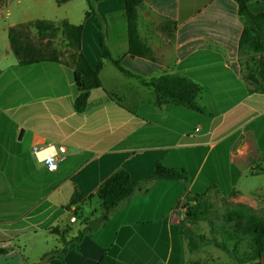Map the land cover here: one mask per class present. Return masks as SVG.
<instances>
[{
	"label": "crops",
	"instance_id": "0c3cea01",
	"mask_svg": "<svg viewBox=\"0 0 264 264\" xmlns=\"http://www.w3.org/2000/svg\"><path fill=\"white\" fill-rule=\"evenodd\" d=\"M89 3L93 10L86 15ZM246 5L252 13H264V0H246ZM62 20L82 25L81 51L98 68L101 87L90 90L86 109L76 112L73 67L67 58L16 67L23 82L0 106L9 119L7 127L0 122V264H36L48 253L57 255L47 264H97L105 253L125 264H237L213 246L190 251L183 234L190 227L185 197L194 185L199 191L211 188L210 199L215 191L256 209L263 204L239 188L246 175L221 165L228 156L236 166L249 165L247 174L264 175V166L251 162L260 157L257 153L264 154V143H257L255 151L251 136L237 154L238 134L223 131L217 120L218 112L237 104V96L252 101L262 95L236 82L242 74L238 42L243 29L237 1L142 0L137 28L153 52L152 61L129 55L126 17L117 0H5L0 3V63L11 51L10 27ZM114 60L139 78L125 75ZM9 73L5 70L0 78L9 79ZM164 74L196 83L197 102L206 113L172 102L158 105L141 79ZM250 105L245 104V111ZM52 145L66 152L57 170L48 172L41 161L47 151L33 153L32 147ZM221 146L204 172L207 152ZM158 163L191 175L188 180L147 181ZM121 168L138 182L136 193L59 258L60 235L71 241L85 223L101 215L95 197L67 209L73 191L87 197ZM221 184H228L227 193Z\"/></svg>",
	"mask_w": 264,
	"mask_h": 264
},
{
	"label": "trees",
	"instance_id": "16d2710c",
	"mask_svg": "<svg viewBox=\"0 0 264 264\" xmlns=\"http://www.w3.org/2000/svg\"><path fill=\"white\" fill-rule=\"evenodd\" d=\"M4 1L0 0V3ZM117 1L124 8L129 55L155 61L152 50L142 42L138 34V7L142 0ZM236 1L238 15L243 22L238 42L242 75L248 85V92L264 93V61L262 58L264 54V13L250 12L246 0ZM57 2L60 3V1ZM92 10L89 3L86 15ZM28 29H35L37 42L29 38ZM49 30L59 31L65 42L67 60L73 67V81L77 91L73 100V109L76 112H83L88 105L90 90L101 87V82L98 77V68H92L81 51V24H71L66 20L58 23L35 21L10 27L8 30L10 49L20 65L59 61L62 53L50 46L51 41L47 37ZM44 39L46 41L43 43ZM113 63L125 75L139 78L123 69L118 60H114ZM141 83L153 90L158 105L172 102L198 113H206L197 102L200 87L185 77L164 74L150 81L141 79ZM260 171L264 172V167L260 168ZM188 178L189 174L186 170L158 163L146 180L177 181L188 180ZM138 185V182L132 180L128 171L121 168L109 175L87 197L81 196L75 189L66 207L70 209L72 206H78L85 200L95 197L100 201V213L106 218L112 210L136 193ZM210 190L211 188L199 191L194 185L185 197V220L190 227L186 228L183 234L188 249L197 251L204 246H213L237 264H260V257L264 253V207L256 209L245 203L223 199L221 206L216 208L208 194ZM89 229L87 222L71 241H65L60 235L63 248L58 251L59 258L62 259L66 250L73 247ZM97 264L125 263L105 253ZM187 264H197V262L191 261Z\"/></svg>",
	"mask_w": 264,
	"mask_h": 264
},
{
	"label": "rangeland",
	"instance_id": "374dc122",
	"mask_svg": "<svg viewBox=\"0 0 264 264\" xmlns=\"http://www.w3.org/2000/svg\"><path fill=\"white\" fill-rule=\"evenodd\" d=\"M78 9L80 8V5L77 6ZM91 7L93 9V3H91ZM89 8V5H88ZM26 31V30H25ZM27 33L29 34V38L33 42L38 41L37 33L35 32V29H28ZM47 37L51 41L52 47H55L59 52L62 53V58H67V53L65 50V42L61 37V34L59 31H47ZM46 39H44L42 42L44 43ZM0 48H2V45L0 44ZM264 61V58H263ZM13 65V67H12ZM17 66H23L20 65L17 62V58L15 55L10 51L9 58L0 63V74H4L5 70H8L9 73V79L0 78V106L3 107L5 105V100L7 95L14 93V91L21 86V83L23 80H21V71L20 69H16ZM244 71V70H243ZM23 72V71H22ZM243 73V72H242ZM242 74H240L239 79L236 80L238 84L241 85H247L246 81H242ZM66 77V75H65ZM2 79V80H1ZM7 80V81H6ZM27 81V79H25ZM67 80L70 81V76L67 74ZM67 81V83H68ZM7 82V85H6ZM76 90V88H75ZM18 93V92H17ZM77 93V91H76ZM13 95V94H12ZM255 97H252V101L250 99L242 100L244 95L237 96V104L231 103L225 110H222L221 112H218V122L220 123L221 129L225 132H234L235 135L234 138L237 139L236 146H235V153L239 154L240 151L238 149H244V142L248 141L249 138L252 136L254 138V150L256 151V148L259 147V144L262 145L264 143V93L262 95H254ZM239 97V98H238ZM257 98H261L263 100H258ZM258 100V101H256ZM251 105L247 108V111H245L246 107L245 104ZM8 118L4 115L2 111H0V122H3V126L7 127ZM239 136V137H238ZM220 137V136H219ZM259 143V144H257ZM264 144L262 145V147ZM223 146L219 147L218 149H215L212 152H207V149L205 152H207L204 163H203V171L206 172L208 167L211 165L212 157L215 155L216 151L221 150ZM251 151V150H250ZM260 156L259 158H252L251 162H253V166H256L258 163L261 164V166H264V154L257 153ZM250 155V154H249ZM250 159V157H249ZM242 162V159H236L235 163L238 165ZM247 163L250 161L246 160ZM221 165L224 170L229 171L232 166H235V168L242 173V175H246V179L242 178V184L240 185V189L242 190L243 194L247 197H252L256 199H260L262 201L261 207H264V175L260 176H254L251 174H247V171H249V165L241 164L239 166H236L232 163L230 158L228 156H224L221 160ZM234 169V168H233ZM189 174V173H188ZM191 174H189L190 176ZM222 178H225V176H222ZM222 185V188L225 189V192H228V184ZM224 191V190H223ZM211 200L214 202L215 207L219 208L222 204L223 199L225 196H222L221 193H216L215 191H212L211 193ZM213 248V247H212ZM216 252H220L221 254H225L222 251L213 248Z\"/></svg>",
	"mask_w": 264,
	"mask_h": 264
},
{
	"label": "built area",
	"instance_id": "2783aa9c",
	"mask_svg": "<svg viewBox=\"0 0 264 264\" xmlns=\"http://www.w3.org/2000/svg\"><path fill=\"white\" fill-rule=\"evenodd\" d=\"M33 153H41L47 151L42 156L41 161L43 162L44 168L48 172H54L58 168L59 159L65 154V148L63 146H33Z\"/></svg>",
	"mask_w": 264,
	"mask_h": 264
},
{
	"label": "water",
	"instance_id": "95a60500",
	"mask_svg": "<svg viewBox=\"0 0 264 264\" xmlns=\"http://www.w3.org/2000/svg\"><path fill=\"white\" fill-rule=\"evenodd\" d=\"M22 134H23V130L21 129L19 132V136H18L19 139L22 137ZM104 217H105V215L101 214L100 216H97L96 218L89 220L88 221L89 228L92 230H96L100 226ZM55 255H57V254L56 253H48L45 256H43L36 264H47L48 260Z\"/></svg>",
	"mask_w": 264,
	"mask_h": 264
}]
</instances>
